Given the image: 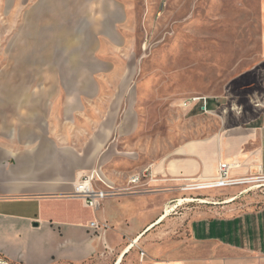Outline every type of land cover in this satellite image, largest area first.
Here are the masks:
<instances>
[{
  "label": "crops",
  "instance_id": "0c3cea01",
  "mask_svg": "<svg viewBox=\"0 0 264 264\" xmlns=\"http://www.w3.org/2000/svg\"><path fill=\"white\" fill-rule=\"evenodd\" d=\"M14 2L3 0L2 10ZM261 40L264 62V32ZM19 63L24 64L16 73V90L0 96L11 100L0 106V259L11 264H264V206L235 211L230 204L236 198L219 210L182 207L170 218L168 209L181 200L185 179H210L219 162L239 164L232 176L257 172L264 177L260 117L250 127H231L179 147L167 148L162 140L154 149L139 135L133 100L127 106L121 91L126 78L111 93L113 77L84 60ZM148 166L150 180L129 183ZM91 173L116 192L96 211L72 195L74 183ZM95 219L107 229L90 230Z\"/></svg>",
  "mask_w": 264,
  "mask_h": 264
},
{
  "label": "rangeland",
  "instance_id": "374dc122",
  "mask_svg": "<svg viewBox=\"0 0 264 264\" xmlns=\"http://www.w3.org/2000/svg\"><path fill=\"white\" fill-rule=\"evenodd\" d=\"M9 5L2 10L0 0V96L16 90L20 60L74 58L112 76L110 92L126 78L121 91L127 106L133 100L139 135L154 149L162 140L167 148L179 147L231 127H250L258 117L264 122V0H15ZM73 36L79 43L69 41ZM193 97L212 101L210 112L184 106ZM9 102L0 99V106ZM183 198L192 202H182L169 218L190 205L198 213L211 206L219 210L229 198H237L230 204L235 211L258 208L264 206V178L182 192L178 199Z\"/></svg>",
  "mask_w": 264,
  "mask_h": 264
},
{
  "label": "built area",
  "instance_id": "2783aa9c",
  "mask_svg": "<svg viewBox=\"0 0 264 264\" xmlns=\"http://www.w3.org/2000/svg\"><path fill=\"white\" fill-rule=\"evenodd\" d=\"M208 102L209 100L204 97H193L184 100L183 104L184 106L197 105L200 112L208 113L210 112V109L208 108ZM238 167L239 164L237 163L219 162L214 177L200 181H196L195 179H185V183L180 186V189L183 192L219 190L234 186L247 185L252 183L255 179L264 178L259 174L256 175V177L252 175L247 177L232 176L231 171ZM151 178L152 172L150 166H148L144 168L138 175L131 177L129 183L136 184L144 179L150 180ZM97 183H99L101 187H98ZM114 194H116V192L113 187L104 184L97 174L91 173L74 183L72 195L81 199L86 208L96 211L101 207L103 201L107 197ZM171 211H173V209ZM88 228L92 231L99 232L107 229V225L105 223H100L95 219L89 222ZM144 256L145 253L140 250V259L142 260ZM0 264L11 263L0 259Z\"/></svg>",
  "mask_w": 264,
  "mask_h": 264
},
{
  "label": "bare ground",
  "instance_id": "6f19581e",
  "mask_svg": "<svg viewBox=\"0 0 264 264\" xmlns=\"http://www.w3.org/2000/svg\"><path fill=\"white\" fill-rule=\"evenodd\" d=\"M233 200H234V198H229L228 200H226V203H228V202H232ZM182 202H192V200H191V199H183V200H179V202H177V204H176L175 206H172V207H171V209H170L169 212H171V210L174 209L175 207H177L178 205H181ZM168 214H169V213H168ZM168 214H167V211H166V214L163 216V218H164L166 215H168ZM129 248H130V247H128L127 250H128Z\"/></svg>",
  "mask_w": 264,
  "mask_h": 264
},
{
  "label": "water",
  "instance_id": "95a60500",
  "mask_svg": "<svg viewBox=\"0 0 264 264\" xmlns=\"http://www.w3.org/2000/svg\"><path fill=\"white\" fill-rule=\"evenodd\" d=\"M77 40H78V39H77L76 37H74V36L71 37V38H69V41H71L72 43H73V42H77ZM77 43H79V41H78Z\"/></svg>",
  "mask_w": 264,
  "mask_h": 264
},
{
  "label": "trees",
  "instance_id": "16d2710c",
  "mask_svg": "<svg viewBox=\"0 0 264 264\" xmlns=\"http://www.w3.org/2000/svg\"><path fill=\"white\" fill-rule=\"evenodd\" d=\"M211 105H212V101H209V102H208V108H209V109H210Z\"/></svg>",
  "mask_w": 264,
  "mask_h": 264
}]
</instances>
